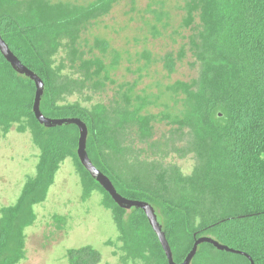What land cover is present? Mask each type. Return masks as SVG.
<instances>
[{
	"label": "trees",
	"instance_id": "obj_1",
	"mask_svg": "<svg viewBox=\"0 0 264 264\" xmlns=\"http://www.w3.org/2000/svg\"><path fill=\"white\" fill-rule=\"evenodd\" d=\"M119 1L0 0V33L44 80L42 112L83 119L94 164L122 195L152 204L175 261L185 259L195 233H211L264 264V0H184L185 13L175 29L180 50L168 52L164 62L173 71L191 54L198 74L169 86L175 98L170 112L150 113L151 100L131 82L120 84L110 103L91 108L63 103L75 93L116 83L111 68L118 55L109 62V41L97 37L93 44L87 38L83 43L82 36ZM60 50L66 54L57 62ZM34 96V81L0 52V132L6 135L16 125L18 132H31L40 150L36 174L27 178L16 203L0 209V264H19L26 257V229L37 219L35 207L46 201L68 158L81 174L84 198L104 193L120 230L123 259L168 264L145 212L120 207L81 163L78 127L41 124L33 112ZM168 119L175 126L155 139V124ZM143 144L147 150L139 147ZM160 152L194 154L193 172L165 167L153 158ZM67 256L70 264H100L102 259L91 245L71 248Z\"/></svg>",
	"mask_w": 264,
	"mask_h": 264
},
{
	"label": "rangeland",
	"instance_id": "obj_2",
	"mask_svg": "<svg viewBox=\"0 0 264 264\" xmlns=\"http://www.w3.org/2000/svg\"><path fill=\"white\" fill-rule=\"evenodd\" d=\"M51 1L88 4L95 0ZM184 3V0H120L116 3L110 13L97 19L82 36L83 43L87 38L93 44L97 37L109 41V62L118 55L117 64L111 68V77L116 83L109 82L98 92L75 93L63 103L79 102L89 108L98 103H110L114 101L119 85L131 82L136 85V91L151 100L150 113L173 110L175 98L172 101L169 86L179 80L188 81L198 74L191 54L177 61L173 71L164 62L168 52L180 50L182 41L178 40L175 29L185 13ZM65 54L60 50L56 55L57 62ZM65 73H70V69L67 68ZM155 125V139L175 126L169 119ZM146 146L139 147L147 150ZM39 155L31 132H18L16 125L6 135L0 132V209L17 202L27 178L37 172ZM153 158L159 159L165 167L175 165L184 175H190L196 165L194 154L179 156L174 152L169 155L160 152ZM83 191L81 174L68 158L61 164L46 201L35 207L37 219L26 229V257L19 264H70L68 250L86 245L100 251V264H143L142 260L123 259L126 252L122 249L120 230L112 208L104 203V193L94 191L84 198ZM209 236L218 240L214 234ZM198 249L191 264L246 262L240 254L219 253L208 243L200 244ZM219 259L221 261L215 263Z\"/></svg>",
	"mask_w": 264,
	"mask_h": 264
},
{
	"label": "water",
	"instance_id": "obj_3",
	"mask_svg": "<svg viewBox=\"0 0 264 264\" xmlns=\"http://www.w3.org/2000/svg\"><path fill=\"white\" fill-rule=\"evenodd\" d=\"M0 52L16 71H18L22 75L28 76L34 81L35 96L33 103V112L41 124L48 127H54L73 123L78 127L79 140L77 154L81 163L95 178V180L98 181L103 186V188L111 195V197L120 207L125 209L141 208L145 212L150 225L158 236L159 241L165 251V254L168 259V264H191L195 255L197 254L200 244L202 243H211L219 250L245 255L249 258L251 264H255L253 258L246 252L237 250L226 244H223L211 236H198L197 233L194 234V244L191 250L186 255L185 259L181 262L175 261L173 251L167 239L166 232L162 225L161 219L157 215L156 210L152 206V204L144 200L131 199L122 195L116 189L111 179L105 173H103L90 158L87 150V140L89 135L87 123L79 117L56 118L45 115L41 110V102L45 92L44 80L35 71H33L30 67H28L21 61V59L12 51V49L10 48L6 40L3 38L1 33Z\"/></svg>",
	"mask_w": 264,
	"mask_h": 264
}]
</instances>
